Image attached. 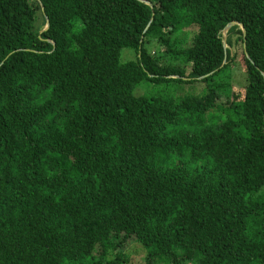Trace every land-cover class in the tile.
I'll list each match as a JSON object with an SVG mask.
<instances>
[{
    "label": "trees",
    "instance_id": "1",
    "mask_svg": "<svg viewBox=\"0 0 264 264\" xmlns=\"http://www.w3.org/2000/svg\"><path fill=\"white\" fill-rule=\"evenodd\" d=\"M144 1L0 0V264H264V0Z\"/></svg>",
    "mask_w": 264,
    "mask_h": 264
},
{
    "label": "rangeland",
    "instance_id": "2",
    "mask_svg": "<svg viewBox=\"0 0 264 264\" xmlns=\"http://www.w3.org/2000/svg\"><path fill=\"white\" fill-rule=\"evenodd\" d=\"M193 29L194 28L192 27L189 28L191 32ZM223 38L227 39V34L223 33ZM147 48L152 53L159 51L156 43L147 45ZM234 51L235 49H232V52ZM122 58L123 61L132 60L135 58V54L129 50H125L122 54ZM230 72L232 85L237 89H242L245 87L246 75L241 57L237 60L236 65L230 69ZM205 89L206 83L202 82L201 80L187 83L168 82L162 84H153L150 81L144 80L134 89L133 93L136 96H161L167 99H178L188 96H199L203 94ZM235 92V95H238V92ZM122 252L126 257H128V261L125 264H146V251L134 240L129 241Z\"/></svg>",
    "mask_w": 264,
    "mask_h": 264
},
{
    "label": "water",
    "instance_id": "3",
    "mask_svg": "<svg viewBox=\"0 0 264 264\" xmlns=\"http://www.w3.org/2000/svg\"><path fill=\"white\" fill-rule=\"evenodd\" d=\"M141 1L144 2L146 5H148L151 9H153V6H152V4L150 2H147V1H144V0H141ZM153 18H154V13H153ZM153 18H152V20H153ZM150 25H151V23L148 25V27H147L145 32H147V30L150 28ZM234 26H240L241 27V30H242V32L244 34V38H245L246 33H245V30H244V27H243V25L238 24L237 22H232L229 25H227L226 28L224 29L223 33L228 34L229 30L231 28H233ZM47 29H48V24H47L46 28L44 29V31H46ZM223 46H224L225 49H227V41L224 38H223ZM211 75H213V73H211L209 76H211ZM175 78H178V77H175ZM204 78H206V77L200 78V80H202ZM184 80H186V79H184Z\"/></svg>",
    "mask_w": 264,
    "mask_h": 264
}]
</instances>
